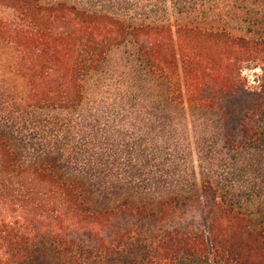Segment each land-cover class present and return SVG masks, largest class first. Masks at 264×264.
<instances>
[{
  "label": "trees",
  "instance_id": "trees-1",
  "mask_svg": "<svg viewBox=\"0 0 264 264\" xmlns=\"http://www.w3.org/2000/svg\"><path fill=\"white\" fill-rule=\"evenodd\" d=\"M102 2L93 10L0 0V47L9 51L17 86L0 85V120L30 146L31 157L60 154L93 168L90 158L77 156L75 118L86 80L126 44L135 45L149 76L170 83L174 104H183L185 91L189 106L219 109L227 121L244 94L241 137L226 134L229 160L218 165L210 158V174L221 177L203 184L204 224L186 228L173 224L174 202L150 212L92 211L76 184L46 165L20 163L0 136V203L10 211L0 220V264H31L44 253L59 264H264V0ZM6 10L11 16L1 14ZM246 69L254 70L253 83L242 76ZM244 152L250 160L240 159ZM158 158L169 190L167 176L186 173L179 162L186 157L170 166L161 161L167 154ZM153 185L145 178L141 187Z\"/></svg>",
  "mask_w": 264,
  "mask_h": 264
},
{
  "label": "rangeland",
  "instance_id": "rangeland-1",
  "mask_svg": "<svg viewBox=\"0 0 264 264\" xmlns=\"http://www.w3.org/2000/svg\"><path fill=\"white\" fill-rule=\"evenodd\" d=\"M102 1L40 0L45 5L65 2L93 10L102 8ZM1 14L11 16L8 10ZM173 14L170 7V23L175 22ZM8 56L9 51L0 47V85L15 90L12 70L6 64ZM142 63L137 59L135 45L116 47L109 53L105 67L86 80L84 105L74 122L73 143L77 156L90 158L92 169L73 164L60 154L46 156L34 152L31 157L30 146L2 120L0 136L17 153L20 163L46 165L58 179L76 184L82 200L92 211L126 206L150 212L159 211L165 202H174L179 210L173 224L199 228L204 224L207 198L203 184L209 179L219 181L217 178L221 177L210 174V158L217 159L218 165L229 160L233 150L225 144L226 134L231 138L232 135L241 137L243 116L240 112L247 97L244 94L238 97L235 115L224 121L219 109L199 110L189 106L185 91L183 104H174L172 95H178L172 92L170 83L149 76L148 66ZM242 76L247 84L254 82V70L246 69ZM19 87L24 88L25 81L19 83ZM165 154L168 161L162 158L161 161L168 162L169 166L184 157L187 160L179 161L186 173L167 176L172 183L169 190L162 187L166 180L158 167V156ZM240 159L250 160V154L244 152ZM145 178L154 184L152 190H142ZM176 182L185 185L178 188ZM239 190L237 186L233 192ZM168 191L171 193H165ZM9 215V208L0 203V220ZM31 264L59 263L44 253Z\"/></svg>",
  "mask_w": 264,
  "mask_h": 264
}]
</instances>
